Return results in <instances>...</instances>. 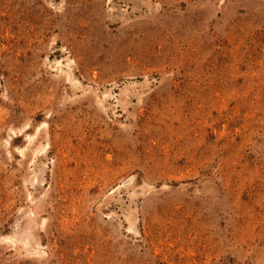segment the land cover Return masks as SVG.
Segmentation results:
<instances>
[{
  "label": "rangeland",
  "instance_id": "rangeland-1",
  "mask_svg": "<svg viewBox=\"0 0 264 264\" xmlns=\"http://www.w3.org/2000/svg\"><path fill=\"white\" fill-rule=\"evenodd\" d=\"M0 264H264V0H0Z\"/></svg>",
  "mask_w": 264,
  "mask_h": 264
}]
</instances>
